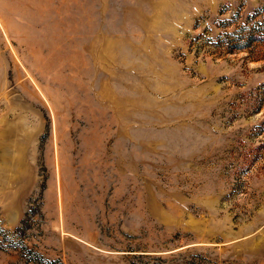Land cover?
<instances>
[{"label": "rangeland", "instance_id": "obj_1", "mask_svg": "<svg viewBox=\"0 0 264 264\" xmlns=\"http://www.w3.org/2000/svg\"><path fill=\"white\" fill-rule=\"evenodd\" d=\"M0 264H264V0H0Z\"/></svg>", "mask_w": 264, "mask_h": 264}]
</instances>
